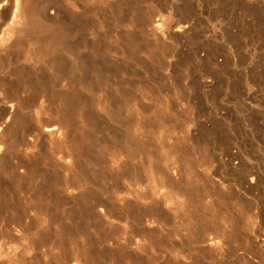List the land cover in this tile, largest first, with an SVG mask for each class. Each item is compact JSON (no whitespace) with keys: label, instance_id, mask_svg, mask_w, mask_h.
<instances>
[{"label":"bare ground","instance_id":"6f19581e","mask_svg":"<svg viewBox=\"0 0 264 264\" xmlns=\"http://www.w3.org/2000/svg\"><path fill=\"white\" fill-rule=\"evenodd\" d=\"M122 2L0 0V157L10 147L27 149L47 138L51 143L48 156L41 148L37 152L43 163L60 168L71 159V164L78 166L83 143H114L126 155V172L136 177L142 167L143 131L150 132V127L147 120L135 121L124 113L128 111L130 90L120 86L124 79L119 76L132 72L130 67L142 62L167 77L181 70L190 96L199 93L212 112L220 109V114L229 115L225 104L231 99L238 110L251 117H264V0H133L134 10L120 9ZM142 51H147L145 62L138 56ZM114 54L119 55V66H113ZM95 84H101L100 95L93 92ZM81 87L90 91L91 99L96 98L104 122L91 113ZM164 112L162 108L154 117L161 125ZM252 124L251 118L228 121L226 134L206 128L197 142L209 149L217 144L222 150V144L236 133L249 132ZM100 128L106 132L96 138L94 130ZM6 133L10 135L8 141ZM191 136L185 125L182 139L189 143ZM57 143H65V149L58 150ZM217 158L220 166L231 172L241 169L240 163L233 162L237 158L234 152ZM19 166H24L27 173L38 171L32 162L17 160L9 168L11 180L16 179ZM168 169L161 186L175 191L176 178L170 175L178 173L180 177L182 171L176 160ZM211 174L218 177L219 185L227 181L212 170ZM235 182L248 192L258 186L259 175L247 171L246 177ZM50 183L60 186L62 180L56 178ZM45 191L42 187L33 191L30 203L38 206L47 202ZM186 191L181 192L182 198L172 193L176 205L192 200ZM160 195L169 208L174 206L165 193ZM216 196L218 209L224 207V199ZM52 201L58 206L62 198L58 194ZM102 204L95 197L91 201L93 207ZM14 205L0 190V235L13 233L21 224L24 212ZM130 211L123 205L116 215L122 219ZM131 214L137 220L144 217L141 212ZM158 215L166 217L160 212ZM213 217L210 214L202 219L187 210L180 223L184 229L196 228V234L201 235ZM62 219L63 211L57 209L52 218L57 241ZM221 222L224 229H233V222L225 216ZM38 236L44 239L43 234ZM210 242L216 245L218 240L212 237Z\"/></svg>","mask_w":264,"mask_h":264},{"label":"rangeland","instance_id":"374dc122","mask_svg":"<svg viewBox=\"0 0 264 264\" xmlns=\"http://www.w3.org/2000/svg\"><path fill=\"white\" fill-rule=\"evenodd\" d=\"M126 1L120 9L134 10L133 0ZM146 55L147 51L138 53L144 62ZM118 56H111L113 66L120 65ZM130 68L132 72L119 76L124 79L120 86L130 90L128 111L124 113L135 121L147 120L146 126L150 127V132L143 131L142 167L135 160L140 167L137 176L126 172V155L114 143H83L78 166L69 159L60 168L37 157L40 148L48 156L51 143L47 138L27 149L4 150L0 157V190L24 216L13 233L0 235V264H264V117H251L238 110L231 99L225 104L231 111L229 115L223 116L220 109L212 112L199 93L190 96L179 69L167 77L148 62ZM98 86L101 88V84L93 85L96 95L101 94ZM81 90L91 113L104 122L96 98L91 99L89 90ZM90 100L94 102L89 104ZM162 108L164 125L154 120ZM80 112L84 117L83 106ZM245 118L252 119L249 132L236 133L222 144V150L217 144L209 149L205 143L197 142L206 128L214 127L226 134V122ZM185 125L192 134L189 143L181 137ZM94 131L99 138L106 129ZM9 136L6 133V141ZM57 146L64 150L66 144ZM228 152H234L237 158L233 162L241 165L236 173L218 162L217 157L224 158ZM17 160L32 162L38 171L27 173L24 166H19L16 179L11 180L9 168ZM174 160L182 172L180 177L178 173L169 174L176 178L175 191H169L161 185ZM211 170L227 181L219 185ZM247 171L259 175L258 186L248 192L235 182L246 177ZM56 178L66 184L49 185ZM38 187L46 189L43 195L48 199L43 205L33 206L29 199ZM186 189L192 200L176 205L172 193L182 198L181 192ZM160 192L166 194L173 207L169 208ZM58 194L62 202L56 206L52 199ZM216 195L224 199V207L218 209ZM94 197L103 202L102 206L91 205ZM123 205L132 212L144 213V217L137 220L130 211L119 219L116 213ZM57 209L63 211L59 241L54 236L56 223L52 220ZM187 210L202 219L213 214L201 235L196 234V228L184 229L180 223ZM158 212L166 217L162 219ZM222 216L233 222V229H224ZM38 234H43L44 239ZM212 237L218 240L216 245L211 244Z\"/></svg>","mask_w":264,"mask_h":264}]
</instances>
